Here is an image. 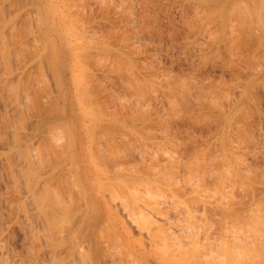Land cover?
Segmentation results:
<instances>
[{"label": "rangeland", "instance_id": "rangeland-1", "mask_svg": "<svg viewBox=\"0 0 264 264\" xmlns=\"http://www.w3.org/2000/svg\"><path fill=\"white\" fill-rule=\"evenodd\" d=\"M38 2L0 0V261L264 264V0Z\"/></svg>", "mask_w": 264, "mask_h": 264}, {"label": "bare ground", "instance_id": "bare-ground-1", "mask_svg": "<svg viewBox=\"0 0 264 264\" xmlns=\"http://www.w3.org/2000/svg\"><path fill=\"white\" fill-rule=\"evenodd\" d=\"M39 2L46 3L47 5L51 4L50 0H39ZM39 2H38V4H39ZM39 7L40 6L37 5V9H39ZM40 10L41 9H39V11ZM4 12H5V10H4ZM6 38L7 37H5L4 35H1L0 43H2V44H0V52H1L0 55L2 57L3 64H4L5 68L6 67L8 68L9 61H10V58H11L10 57L11 56V51H10V47H9V43H8L9 40L6 39ZM7 68H6V70H8ZM6 73H8V71ZM6 80H5V82H6ZM13 84L7 86L8 89H6V90H7V93L9 92L10 95H13L12 98H11L12 103L15 105V108L20 113V111L22 110V108L24 109V103L22 102L19 89L16 87V85H13ZM9 94H8V96H9ZM8 98L9 97H7V99ZM23 113L24 112H22V114ZM20 115H21V113H20ZM22 125H23V123H22ZM18 137H20V136L18 135ZM29 167H31V166H29ZM32 167L34 168V165L33 164H32ZM34 169H36V168H34ZM30 171H29V173L32 172V171L31 172ZM37 172H38V170H37ZM36 174H34L33 178L30 176L31 178L29 177V179L27 180V181H29L28 184H27L28 185L27 186L28 187V191H30L31 196H32V199L34 200V204L38 208V209L37 208L36 209L41 214L40 217H42V219H44V222L47 225H50L56 232H58V230L55 228V222H56V220L60 216H64L66 214L67 210L69 211V209L66 207L67 204H66V202H64L65 200L64 201H57L56 202L55 199L52 197V194H51L52 191H51V188H50V182L48 183L49 180L46 181V180L41 179L43 181H39V182H36L35 181L37 179V178H35ZM82 179H83V181H86L87 180V178L84 175H82ZM65 184H67V183H65ZM70 195H71V193H70ZM72 196H73V194H72ZM96 212H97V215H96L95 219L92 220V221H87L86 222V225L87 226L88 225H93L90 222H94L97 225L98 223H101L103 221V218L105 217V206H104V203L103 202L97 201V203H96ZM55 236H56L55 232H52L50 234V243L53 246V249L52 250H53L54 254H56L55 251L58 248V244H59V246L61 245L60 242L59 243L57 242V240L55 239ZM54 249H55V251H54ZM59 249H61V248H59ZM74 249L76 250V248H74ZM74 249L72 248L71 250L69 249L70 251H68L70 254H72L70 257H67V260L66 261H68V264H88L87 261H85V262L83 261L85 259L84 258L82 259V254L79 257L80 262L79 263L77 262L78 261L77 258H75V256H73L75 254V251H73ZM2 252H3V249H2ZM54 262H56V263H59V262L60 263H64L65 262V257L63 258V257L56 256L55 255ZM0 264H4V261H0Z\"/></svg>", "mask_w": 264, "mask_h": 264}]
</instances>
